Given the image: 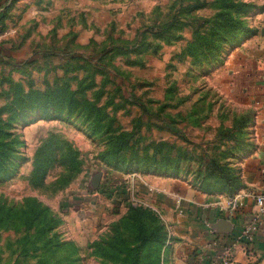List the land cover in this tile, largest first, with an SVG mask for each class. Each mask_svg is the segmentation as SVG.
<instances>
[{
	"label": "rangeland",
	"instance_id": "obj_1",
	"mask_svg": "<svg viewBox=\"0 0 264 264\" xmlns=\"http://www.w3.org/2000/svg\"><path fill=\"white\" fill-rule=\"evenodd\" d=\"M13 1L0 7V264H204L202 219L184 244L155 188L235 185L256 110L234 73L262 51L264 0Z\"/></svg>",
	"mask_w": 264,
	"mask_h": 264
},
{
	"label": "crops",
	"instance_id": "obj_2",
	"mask_svg": "<svg viewBox=\"0 0 264 264\" xmlns=\"http://www.w3.org/2000/svg\"><path fill=\"white\" fill-rule=\"evenodd\" d=\"M3 1L0 0V7ZM234 79L241 97L254 103L256 110L255 146L240 162L237 188L218 194L204 192V196L199 197L182 180L173 178L169 179L171 182L157 183L158 187L155 188V196L163 194L171 199L169 204H165L155 197L154 203L169 221H173L174 236L184 238V244L191 242L194 236L187 229L195 223L200 224L202 219L204 232L197 238L204 243V264H220L223 248L231 246V237L238 235L258 211L254 195L264 193V46L262 51L250 54L248 59L239 64ZM174 193L175 197H172ZM235 195L238 196L240 206L232 212L226 202L229 196ZM260 221L262 225L250 246L252 254H247L242 246H235L232 254L234 264H264L263 216H260ZM214 225L219 229L218 235L212 233Z\"/></svg>",
	"mask_w": 264,
	"mask_h": 264
},
{
	"label": "built area",
	"instance_id": "obj_3",
	"mask_svg": "<svg viewBox=\"0 0 264 264\" xmlns=\"http://www.w3.org/2000/svg\"><path fill=\"white\" fill-rule=\"evenodd\" d=\"M254 201L258 209L256 215L250 223L241 228L238 235L231 237V246L223 248V251L220 254V264H234L232 261V254L234 252V247L237 245L242 246L247 254L251 253L250 246L254 241V235L262 225L260 216L264 217V193L254 195ZM226 205L232 212L235 211L240 206L238 196H229Z\"/></svg>",
	"mask_w": 264,
	"mask_h": 264
},
{
	"label": "trees",
	"instance_id": "obj_4",
	"mask_svg": "<svg viewBox=\"0 0 264 264\" xmlns=\"http://www.w3.org/2000/svg\"><path fill=\"white\" fill-rule=\"evenodd\" d=\"M17 0H14L13 2H16ZM6 10H7V8H5L3 11H2V13H0V22H1V20L3 21V17H4V13L6 12ZM238 178V177H237ZM238 179H235V185L233 186V188L231 187V189H230V191H233V190H235L236 188H237V184H238V181H237ZM230 182V181H229ZM229 191V192H230Z\"/></svg>",
	"mask_w": 264,
	"mask_h": 264
},
{
	"label": "water",
	"instance_id": "obj_5",
	"mask_svg": "<svg viewBox=\"0 0 264 264\" xmlns=\"http://www.w3.org/2000/svg\"><path fill=\"white\" fill-rule=\"evenodd\" d=\"M218 230H219V229H216V232H217V233H218Z\"/></svg>",
	"mask_w": 264,
	"mask_h": 264
}]
</instances>
